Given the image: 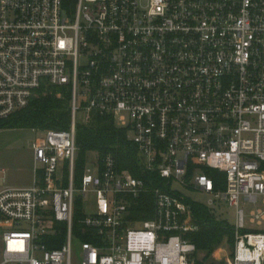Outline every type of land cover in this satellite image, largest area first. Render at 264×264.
Listing matches in <instances>:
<instances>
[{
	"label": "built area",
	"instance_id": "1",
	"mask_svg": "<svg viewBox=\"0 0 264 264\" xmlns=\"http://www.w3.org/2000/svg\"><path fill=\"white\" fill-rule=\"evenodd\" d=\"M48 87L68 93L69 128L32 130V185L0 190L16 226L0 225V264H73L74 237L80 264H202L188 239L199 203L178 188L233 210L215 262L264 264V228L240 208L260 204L249 222L264 225V0H0V120ZM92 115L127 131L139 177L107 154L75 185V127ZM90 192L76 235L75 194Z\"/></svg>",
	"mask_w": 264,
	"mask_h": 264
},
{
	"label": "trees",
	"instance_id": "2",
	"mask_svg": "<svg viewBox=\"0 0 264 264\" xmlns=\"http://www.w3.org/2000/svg\"><path fill=\"white\" fill-rule=\"evenodd\" d=\"M65 6H73L75 0H63ZM70 109L69 95L65 90L48 87L39 92L29 106L19 113L0 120L2 129L57 130L69 128ZM75 146L77 149L74 162V183L79 185L84 168L88 163V155L94 153L99 161L111 154L120 172H130L134 177L140 176V164L136 147L127 139V131L115 127L112 120L106 117L92 115L87 125L75 127ZM213 176L216 172L211 173ZM63 176L66 180L67 171ZM142 202L134 206L138 215L152 208V197L144 195ZM194 220L199 225V231L189 235L188 239L196 250L203 252L208 258L212 252L222 245L224 240L233 241L232 229L223 221H218L208 209L199 204L191 205ZM82 218L79 205L75 202L73 232L77 235L81 230L79 221ZM61 231L63 228L60 227ZM52 247V246H51Z\"/></svg>",
	"mask_w": 264,
	"mask_h": 264
},
{
	"label": "rangeland",
	"instance_id": "3",
	"mask_svg": "<svg viewBox=\"0 0 264 264\" xmlns=\"http://www.w3.org/2000/svg\"><path fill=\"white\" fill-rule=\"evenodd\" d=\"M35 131L41 132L40 130H35ZM39 136H40L39 134L33 133L29 129H2L0 130V151L5 146H11V148H13L11 151L16 150L15 153L11 152L12 155H17L22 153L24 154L25 152L29 151L31 143L34 142V140ZM95 160H96V155L94 153H90L88 155V163L94 162ZM24 167H25V162L23 160H19V161L9 160L7 162H0V169L5 170L4 175L0 176V184L9 187L10 185L13 184H22L25 181L26 182L29 181L30 174H26L24 172L23 170ZM178 191L192 202L199 203L200 205L203 206L209 199L208 196L200 194L195 191H190L181 188H178ZM75 202H77V204L79 205L80 212L83 214H90L94 211L95 197L94 194H92L91 192L88 193V197L86 199L82 198V196L76 193ZM256 207H261V205L257 204V206H254L247 202H244L242 199L240 200V208L244 211L245 227L250 231H260L262 230V228H264V225L262 227H259L249 222L250 211L254 210ZM210 210H209L210 214L215 215L216 220L223 221L229 227L233 226L234 212L232 209L228 208L224 204H221L210 208ZM0 225L1 226L3 225L4 227L7 228L14 227L12 229L16 228V226L11 224L9 220L3 219L1 216H0ZM23 228L27 229V225L23 224ZM1 233L2 230L0 229V236ZM225 241L226 240H224V242L222 243L223 252L228 255L233 244L232 242L229 243L228 241L225 244ZM80 244H81L80 240H77L74 237L72 240L73 264L81 263L82 253L80 250ZM215 250L208 258L205 256L203 252H200V254H202V264H218L217 262L214 261L213 254H215ZM1 251H2V245L0 243V261H1ZM197 255L199 256V254Z\"/></svg>",
	"mask_w": 264,
	"mask_h": 264
},
{
	"label": "crops",
	"instance_id": "4",
	"mask_svg": "<svg viewBox=\"0 0 264 264\" xmlns=\"http://www.w3.org/2000/svg\"><path fill=\"white\" fill-rule=\"evenodd\" d=\"M32 144H33V142L30 145L29 151L25 152L24 154L22 153V154L12 155L11 152L15 153L16 150L11 151L13 149V148H11V146H5L0 151L1 152L0 153V162H7L9 160H14V161L15 160L16 161L23 160L25 162V167L23 170L26 174H30V180L27 182L25 181L26 183L24 182L22 184H13V185H10L9 187L0 184V190H2L3 187L22 189V188H28L32 185V183H33V169H34V155H33ZM4 173H5V170L0 169V176L4 175Z\"/></svg>",
	"mask_w": 264,
	"mask_h": 264
}]
</instances>
